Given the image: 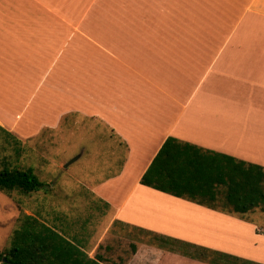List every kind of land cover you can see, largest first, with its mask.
<instances>
[{
	"label": "crops",
	"instance_id": "crops-1",
	"mask_svg": "<svg viewBox=\"0 0 264 264\" xmlns=\"http://www.w3.org/2000/svg\"><path fill=\"white\" fill-rule=\"evenodd\" d=\"M220 2L230 0H173L185 14L181 34L168 26V37L94 40L69 55L62 15L73 1L0 0V127L42 142L43 129L84 115L107 129L120 159L116 173L81 182L105 220L94 236L52 191L23 214L90 258L107 238L165 236L215 252L217 264H264L263 215L221 212L139 182L168 137L264 168V0L214 15ZM137 247L138 264H160L168 252ZM167 254L173 264L185 258Z\"/></svg>",
	"mask_w": 264,
	"mask_h": 264
},
{
	"label": "rangeland",
	"instance_id": "rangeland-1",
	"mask_svg": "<svg viewBox=\"0 0 264 264\" xmlns=\"http://www.w3.org/2000/svg\"><path fill=\"white\" fill-rule=\"evenodd\" d=\"M67 1L74 2V7L70 6L66 9L70 12L62 15V21L67 27L62 31L65 44L63 47L64 52L69 55L74 48L80 50L90 48L94 40L102 45L103 40L110 39L126 41L142 39V37L157 39L160 36H169L168 26L179 34L184 28L185 14L182 12V7L178 8L175 4H171L173 0ZM246 1L230 0L229 3L223 4L220 2L216 7L213 5L212 9L216 15L222 10H231L232 4L237 3L243 8ZM168 3L170 4L167 5ZM209 5H212V2ZM187 17L190 18L189 15ZM108 133L98 119L93 120L80 114L67 122L64 127H59L58 132L43 129L42 134H47L45 135L47 138L42 142L36 140L24 143V140H18L19 143H15L0 130V159L9 163L11 167L33 166L34 174L44 184L39 191L31 194L0 191L1 250L10 247L12 232L20 226L24 208L38 212L41 195H49L50 191L53 192L51 195L57 196L60 203L68 207L74 206L71 214L74 212L75 216L79 217L89 238L94 236L96 231L98 232L105 221L101 205L98 200H93V196L81 185V182L97 183L118 171L120 159L113 152L116 142L107 137ZM17 149L18 154H16ZM79 154L81 157L75 160ZM46 181H48L47 186H45ZM255 213L264 216V213L258 210L247 214ZM15 216L19 226L14 223ZM261 220L259 224L264 226V219ZM184 243L182 241L177 243L175 239L165 236H160L158 239L142 236H129L126 239L107 238L94 256L108 257L103 258L104 264H138L134 254L137 246L144 244L164 252H179L185 258L178 260L172 258L179 264L220 262L215 252ZM167 253H161L163 255L160 264L174 263ZM144 260L151 262L147 257Z\"/></svg>",
	"mask_w": 264,
	"mask_h": 264
},
{
	"label": "trees",
	"instance_id": "trees-1",
	"mask_svg": "<svg viewBox=\"0 0 264 264\" xmlns=\"http://www.w3.org/2000/svg\"><path fill=\"white\" fill-rule=\"evenodd\" d=\"M15 143L18 139L0 127ZM21 150V149H20ZM20 152V151H19ZM16 154H18V149ZM140 184L225 213H264V168L168 137L140 178ZM44 186L31 167L0 159V191L31 194ZM0 264H104L51 227L23 214Z\"/></svg>",
	"mask_w": 264,
	"mask_h": 264
}]
</instances>
